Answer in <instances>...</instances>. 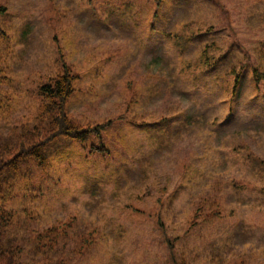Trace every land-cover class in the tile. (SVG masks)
Instances as JSON below:
<instances>
[{
	"label": "rangeland",
	"instance_id": "rangeland-1",
	"mask_svg": "<svg viewBox=\"0 0 264 264\" xmlns=\"http://www.w3.org/2000/svg\"><path fill=\"white\" fill-rule=\"evenodd\" d=\"M211 42L224 68L243 67L235 98L182 70ZM253 69L264 71V0H0V151L47 139L39 88L66 70L68 119L103 127L4 177L18 264H174L166 238L184 264H264Z\"/></svg>",
	"mask_w": 264,
	"mask_h": 264
},
{
	"label": "trees",
	"instance_id": "trees-1",
	"mask_svg": "<svg viewBox=\"0 0 264 264\" xmlns=\"http://www.w3.org/2000/svg\"><path fill=\"white\" fill-rule=\"evenodd\" d=\"M213 45V42L207 43V45L205 44L202 47L199 58L195 60V62H185V66L182 70L188 71L194 79L199 78V75L196 74V70H200L199 74L203 73L211 75L213 77L212 83L219 82L222 84L223 88L228 91V96H233L235 98L243 67L238 68L239 71H236L237 69H235L234 66L224 68L222 63L223 59L216 57L208 51V49L211 50V48L214 47ZM219 69H222V71L220 72ZM251 78V81L255 86V94H259L261 92L259 89L260 83L264 81V71L253 69L251 72ZM74 81L75 77L70 75L69 70H66L62 74L51 79L49 83L43 84L39 88V94L43 97L44 101H46V104L43 105L44 111L48 112L52 118V129L50 134L45 141L30 145L24 143L20 144V146L17 147V153H13L10 156H8L7 153H2L0 151V184L6 175L11 178L16 177L17 172H19V169L25 160L31 155H37L41 148L45 147L47 143L54 142L59 137H65L77 142H84L91 135H96L100 131H103V127L100 125L93 127L88 126L81 129L68 119L65 106L74 91ZM204 86H207V84ZM224 92L226 93V91ZM157 146L163 145L157 144ZM8 198L9 195L5 194L1 195L0 200L5 203ZM16 216L17 215L13 211H2L0 213V264H18L17 257L21 254V248L17 245L4 243V231L8 228L11 221L16 219ZM26 219L31 218L27 216ZM165 243L167 244L171 261L174 264H184L181 260L175 258L172 244L167 238L165 239Z\"/></svg>",
	"mask_w": 264,
	"mask_h": 264
}]
</instances>
